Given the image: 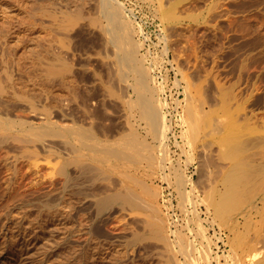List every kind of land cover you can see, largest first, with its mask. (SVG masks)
<instances>
[{"label":"rangeland","instance_id":"374dc122","mask_svg":"<svg viewBox=\"0 0 264 264\" xmlns=\"http://www.w3.org/2000/svg\"><path fill=\"white\" fill-rule=\"evenodd\" d=\"M119 1L133 12L136 24L128 19L131 28L142 25L147 33V48L168 76L165 93L167 97L171 94L168 100L173 109L177 107L175 99L181 100L172 121L178 136L174 138L183 141L184 130L188 145L184 152L172 138L169 156L173 158L171 163L182 156L181 165L188 177L198 180L197 204L200 203L203 218H197L198 209L195 212L190 203L179 205L182 199L176 192V184L164 180L161 171L155 168L152 181L159 191L161 215L168 221L174 248L170 250L156 239L134 241L136 233L148 231L143 220L149 214L139 209L126 210L120 204L100 211L97 200L122 188L121 175L110 172V178L106 179L98 173L97 177L92 172L82 173L74 163L77 154L63 137L31 138L33 131L45 127L44 124L48 126V118L63 127L73 125L77 118L81 125H93L94 132L98 129L99 138L104 131L108 138L105 135L100 139L108 141L114 140L117 132L121 133L125 121L130 123L126 105L117 96L106 94L109 84L120 90L116 91L120 95L128 84L116 76V46L110 40L111 34L105 31L103 22L109 21L102 15L100 0H0V261L29 264L24 253L30 248L36 252L33 264H243L232 249V227L236 223H240L241 229L247 226L253 242L264 252V192L251 205L232 213L228 223L218 221L215 209L205 201V194L211 185L220 182L229 162L216 164L217 168L213 164L202 168L201 153L203 158L222 161L217 154L219 145L206 136L210 128L191 133V121L185 118L184 124L180 118L189 105L185 100L187 95H192V105L200 108L205 102L201 108L213 110L218 108L223 92L231 90L228 106L242 108L238 115L234 113L235 119L243 127L254 129L244 133V140H248L245 155L264 161V102L257 103L258 95L264 91L258 90L264 85V77H260L264 63L248 59V66L243 68L241 60L245 57L231 52V46L242 39L231 40L236 25L227 16L219 19L218 26L215 0ZM113 5L123 11L117 2ZM162 7L174 9V21L164 22ZM253 14L256 12H234L232 17L239 18L238 22L244 21L245 16L251 18L253 27L264 32V11L256 14L257 18ZM137 38L144 41L134 32L132 39L121 44L122 48H133L139 43ZM50 65L59 70L67 65L71 72L64 71L61 77L52 80L45 74ZM179 86H182L181 97L173 95ZM127 94L129 98L133 92L127 90ZM83 99L90 114L82 108ZM125 114L129 116L127 120L123 119ZM139 119L138 115L131 118L134 128L147 135L148 138L144 137L149 141L153 140L148 135L147 124ZM226 119L225 115L214 114L213 120ZM139 122L143 123L142 127ZM188 154L189 166L186 165ZM126 164L128 168L131 166L129 162ZM133 167L129 169L132 173L145 172L144 168L137 171ZM172 197H175L173 207L169 208L168 199ZM207 209L213 210L212 218ZM199 223L205 227L204 231ZM181 237L187 239L185 243L180 241ZM219 247L226 249L225 254L219 252Z\"/></svg>","mask_w":264,"mask_h":264},{"label":"bare ground","instance_id":"6f19581e","mask_svg":"<svg viewBox=\"0 0 264 264\" xmlns=\"http://www.w3.org/2000/svg\"><path fill=\"white\" fill-rule=\"evenodd\" d=\"M114 1L115 3L117 2L118 5H120L123 13L119 8L113 5ZM100 5L102 6V15H104V17L109 21L103 22L105 31L111 34L112 38H110V40L116 46V50L114 52L116 59V76L118 75V78L121 80V82L128 84V88L126 89L124 87L126 90L123 89L124 93L121 89V95L116 92L118 90H116V87L114 85L112 86L115 88V90L109 84L107 85L109 93L106 94H109L114 98H116L117 96L119 100L121 99L120 101L123 106L124 104L126 105L127 110L130 114V117L128 116L130 119V123L126 122L125 120L124 121L125 124H130V126L128 125L129 128H125L127 125L124 127L125 124H123V127L125 128L124 129L121 125L123 129H121L122 131H119L121 133L119 134L117 132L115 139L112 141H108V139H100L101 137H103V139L105 137L108 138V134H104V131L102 132V136L99 138V135L97 136L96 134V131H98V129H96V131L94 132L93 125H91V127H87L85 126V124L81 125L79 119L77 120V118H75V122L73 121L74 124L69 127L59 126L54 123L52 119L48 118V122H46L49 123L48 126L47 124H44L45 122H43V124L46 126L39 127L35 130V132L33 131V135L31 136V138L33 136L35 139L36 137L42 139L44 136H56L65 138L64 140L66 144L72 147L71 151L74 152V154H77V158L74 159V163L79 166L82 173L92 172L94 177H97V175L95 174L98 173L99 175H103V178L106 179L110 178V172L117 174L119 173V175H121L122 177V182H119L120 184H122V188H118L119 191L117 192L113 193L112 191L111 194H105L104 196L97 199L100 211L108 208L109 206H112L113 204H120L122 205V207H126L124 208L126 210L139 209L148 213L150 216L149 218H147L148 220L145 219L146 215L144 213L142 214L145 215V218L143 217V221H146L144 222V225H146L149 232L147 231L143 234L136 233L133 237V240H160L166 245V247L170 248L171 250L174 248V246H172L174 241L170 237L171 234L169 232L170 228L168 225V221L161 215V213L163 212L158 203L159 191L154 184L155 182L153 183L152 181V174L154 175L156 171H154L153 169H159V171H161L162 173L161 177L164 180H169L173 185L176 184V192L180 193V199H182L181 203H179L178 201L179 205L190 203L196 208V211L194 210L195 212H197L198 209L197 218H203L201 214L202 211L199 210L200 203L197 204V202H199L197 197L198 193L196 194L198 180H194L192 179V177H188L187 171L185 172V168L181 165L182 154L180 155L181 157H178L180 159H177V162L173 161L172 163L171 160H173V158L171 159V155L169 156V154L172 152V147L170 146L172 142L170 143V141L172 138H174V135L178 138V136L174 133V124L172 121L173 117L177 116V107L181 105V100L175 99V102H177V107L173 109L172 103L169 102V100L171 99L169 98V95L171 94H169L167 97V93H165L168 87H166L167 81L165 82L164 80L167 79L168 76L165 75L164 70L162 69L163 66H160V63H156V58L152 56L151 50L147 48L146 42L148 41V37L143 26L141 25L139 27L137 25H134V29L131 28L129 20L134 22L133 24H136L132 10H129L126 4L122 3L119 0H100ZM261 5H263V7H261ZM215 7L217 11L216 18L218 19L219 27L221 24V21L219 19H221L223 16H227L229 21L232 24L236 25V29H234L236 34L234 33L230 36V38L233 41L237 39L242 40L231 46V52L237 56L242 55L245 57L241 60L243 61V68H246L248 66V59L258 61L259 63H264V32L260 28L253 27V21H251V18H247L245 16L246 19H244V21L238 22L239 18L232 17L234 12L250 13L252 11H255L256 14H261L264 11V0H215ZM256 14L253 15L256 16ZM162 16L164 22L169 23L171 21H174V19L176 18V13L174 9H163L162 7ZM134 32L136 37L139 36L143 38L144 41L137 38L136 41H138L139 43H135L134 46L132 45L133 48H122L121 44L129 39H132L134 36ZM138 48H140L139 56L137 54ZM253 51L257 52L251 55ZM163 64L165 65V63ZM49 67V69L47 68V70H45V74L47 73L48 77L52 78V80L61 77L64 71L69 73L71 72L70 67L67 65L60 67L63 71L59 70V68L56 67H54L56 68V70H53L54 68H52V65H50ZM160 71H162L163 73L164 80L160 78ZM260 77H264V72ZM107 82L108 81H106V83ZM120 88H123V86ZM262 88L264 90V85L259 86L258 90L261 91ZM127 90L129 91V93H131V91L133 92V95H131L129 98L127 97L129 95L127 94ZM231 94V90L224 91L221 95V100L218 104V108L213 110H205L204 107L201 108L205 102L201 104L200 108L198 107V105H192V95H187L185 100H188L189 105L180 118V121L182 122L183 120L184 124H186L187 118V121H191L192 124H190L189 128L191 133L196 131V129H199V131H201L202 129L207 130L208 128H210V131H207L208 133L206 132V136H211L213 144L219 145V151L217 154L221 155L219 157L221 158L223 163L222 161L217 159L216 160L221 162L222 164L216 162V160H214V157H211L213 160L208 156H205L203 158V155L201 156L202 153L200 152L201 154L199 155V157L202 160V168H206L210 166V164L215 165L217 168L219 165H223L225 161L229 162V166H226L224 171H222L221 173L222 175L220 178V182L211 185L209 187V190L206 191L205 194L206 203L208 204V206L215 209L214 213L216 215V219L222 224L228 223V218L232 213H234L235 211H239L244 206L247 207L248 204L253 203V201L256 200L255 198H257L259 194L264 192V161L258 162L253 158H248L245 155L248 147V140H244V133L246 131H254V129L245 128L242 125L238 124L237 120L235 119L234 113L238 115V112H240L242 108L241 106H238L235 109H232L230 108V106H228ZM251 97L247 98V100H250ZM172 101L174 100L172 99ZM262 102H264V91L263 94H259L257 97V103L260 104ZM87 105L88 104L86 103V100L83 99L82 108L86 111V113L90 112ZM122 111H124V109ZM174 111L176 113H174ZM214 114H216L217 117L225 115L227 116V119L218 120L216 122L213 120ZM137 115L142 121L145 122V124H147L148 135L152 137V142L147 139V135L140 134L136 130L138 128H134L133 122H131V118ZM169 115L171 116V118L169 117ZM247 115L248 114H246L245 116ZM128 117L125 114V118L123 119H126ZM134 120H137L136 117ZM77 121H79V123ZM138 124H140V122ZM142 124H140L139 126L142 127ZM175 124L179 123L175 122ZM118 127H120V125ZM120 128L118 129L120 130ZM103 129H106L107 131V128H101V130ZM37 130L39 131L37 132ZM184 133L185 132L183 130V141H179L175 138L174 139L176 140V145L180 147V150L182 148L183 151L186 152L185 147L186 145H188V141L186 142ZM144 136H146L147 138ZM189 155L190 154H188L187 158L188 164H186L188 166L189 164H191ZM219 157L218 159H220ZM91 162L93 164H91ZM126 162H129V164L131 163L130 167H133V165H135L133 168L136 167L137 171L138 169L139 171H141L140 169L144 168L145 172L142 170L143 172L140 173L135 174L136 171L132 173L133 170H129L130 167L128 168ZM199 162L200 161H198L197 166L198 170ZM216 164L219 165L217 166ZM157 175H159V173ZM119 181L121 180L119 179ZM189 188H192V190L189 191ZM111 190L112 188L109 189L108 192ZM115 190H117V188ZM174 199L175 197L168 199V201H170L168 203V206H170L169 208L173 207L172 201ZM176 199L179 200V198ZM207 210L208 216L211 217V211L213 210ZM208 222L210 223L211 221H209L208 219ZM196 224H198V222ZM248 224L249 223H246V225ZM201 227H203V225ZM201 227L199 229H201ZM245 227V229H241L240 223H236L232 227L234 236H232V238L230 237V242H232V249L234 254L238 255L242 259L243 264H264V252L256 246V243L253 242V238L250 237L249 229L247 230V226ZM204 228L205 227H203V229L201 230L204 231ZM173 232L180 238V234L178 235L177 231ZM178 233H180V231ZM186 240V238L184 240V238L182 237L180 239L182 243H185ZM26 251L27 252L24 253L25 257L23 255L22 256L25 260H27L26 263L33 264V258L36 257V252L30 248L26 249ZM172 251L170 252L172 253ZM217 251H215V253ZM225 256L224 258L226 259ZM176 262H178V260H176ZM0 264H5V261H0Z\"/></svg>","mask_w":264,"mask_h":264},{"label":"built area","instance_id":"2783aa9c","mask_svg":"<svg viewBox=\"0 0 264 264\" xmlns=\"http://www.w3.org/2000/svg\"><path fill=\"white\" fill-rule=\"evenodd\" d=\"M159 75H160V78L162 79V80H164V76H163V73L160 71L159 72ZM165 81V80H164ZM181 89H182V86H179V87H177V89H176V91H175V93L173 94V95H175V96H177V97H179L180 95L182 96V91H181ZM180 96V97H181ZM171 194V193H170ZM219 252H222L223 254H225V252H226V249H223V250H221V247H219Z\"/></svg>","mask_w":264,"mask_h":264}]
</instances>
